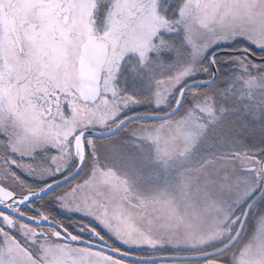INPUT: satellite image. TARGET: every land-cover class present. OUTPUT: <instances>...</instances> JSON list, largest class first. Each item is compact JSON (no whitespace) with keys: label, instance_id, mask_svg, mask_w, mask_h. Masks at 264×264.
Here are the masks:
<instances>
[{"label":"snow or ice","instance_id":"obj_1","mask_svg":"<svg viewBox=\"0 0 264 264\" xmlns=\"http://www.w3.org/2000/svg\"><path fill=\"white\" fill-rule=\"evenodd\" d=\"M0 264H264V0H0Z\"/></svg>","mask_w":264,"mask_h":264}]
</instances>
